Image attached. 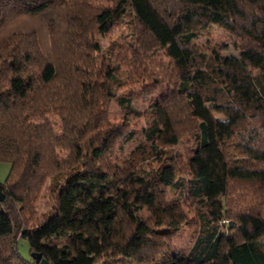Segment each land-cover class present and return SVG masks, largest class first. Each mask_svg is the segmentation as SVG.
I'll use <instances>...</instances> for the list:
<instances>
[{
  "label": "trees",
  "instance_id": "1",
  "mask_svg": "<svg viewBox=\"0 0 264 264\" xmlns=\"http://www.w3.org/2000/svg\"><path fill=\"white\" fill-rule=\"evenodd\" d=\"M0 161V264H264V0H0Z\"/></svg>",
  "mask_w": 264,
  "mask_h": 264
},
{
  "label": "rangeland",
  "instance_id": "2",
  "mask_svg": "<svg viewBox=\"0 0 264 264\" xmlns=\"http://www.w3.org/2000/svg\"><path fill=\"white\" fill-rule=\"evenodd\" d=\"M201 39H207V41H205V44L212 50H217L222 55H227V54L237 55V52L233 48V46L226 42L224 32L220 28H217L213 25L209 26L208 36L207 37L202 36L200 40ZM110 42H113V44L110 46L109 50H111L112 48V52L114 54L118 51L114 43L115 42L120 43L121 42L120 39H118L115 35L103 37V38H100V51L103 55H108L107 45ZM116 59L117 57L112 60L118 66V75L120 76L121 80H124L125 82H127L129 78L128 72L126 68L123 66L122 62H119ZM134 102L137 107L144 105V101H142L141 95L134 98ZM107 119L108 121L113 122V123H117L121 119V110L114 101L111 102L110 107L108 109ZM131 123L135 124L136 127L141 125V121L132 120ZM131 146L132 144L128 143L127 145L124 146V150L130 148ZM7 170H8V164L6 162L0 161V181L4 179L7 173ZM34 206H35V214L36 216H39L43 211L47 210L48 208L47 197L43 195V193H40L38 197L36 198ZM187 216L191 217L192 213L187 211ZM190 239H191L190 233L186 230L185 227H181L177 231L176 235L172 238V246L177 250L185 252L190 245ZM259 241L261 245L264 246V235L259 239ZM20 242L21 241H19V244Z\"/></svg>",
  "mask_w": 264,
  "mask_h": 264
},
{
  "label": "water",
  "instance_id": "3",
  "mask_svg": "<svg viewBox=\"0 0 264 264\" xmlns=\"http://www.w3.org/2000/svg\"><path fill=\"white\" fill-rule=\"evenodd\" d=\"M2 198V195L0 194V200ZM30 256L33 258L35 262H38L39 264H48L44 259H40V256L38 254L31 253Z\"/></svg>",
  "mask_w": 264,
  "mask_h": 264
}]
</instances>
